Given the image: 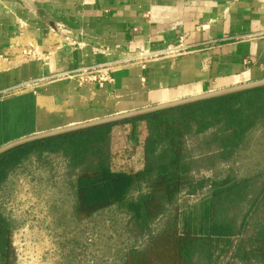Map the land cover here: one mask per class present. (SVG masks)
I'll use <instances>...</instances> for the list:
<instances>
[{
	"label": "crops",
	"instance_id": "1",
	"mask_svg": "<svg viewBox=\"0 0 264 264\" xmlns=\"http://www.w3.org/2000/svg\"><path fill=\"white\" fill-rule=\"evenodd\" d=\"M55 23L63 25L60 32L68 42L53 34L47 37V27ZM263 31L264 0H0V146L30 134L262 80L264 35L222 38ZM17 34L35 41L38 57L7 52ZM179 37L189 45L188 52L144 67L118 64L111 70L112 81L102 86L53 79L33 91L1 94L93 61H118L139 46L164 48ZM214 133L210 128L193 137L192 150L201 155L196 159L221 150ZM252 135H264V123L246 131L230 159L215 158L207 168L229 167ZM256 169L240 177L228 171L237 179L260 175L254 180L259 186L264 163Z\"/></svg>",
	"mask_w": 264,
	"mask_h": 264
},
{
	"label": "trees",
	"instance_id": "2",
	"mask_svg": "<svg viewBox=\"0 0 264 264\" xmlns=\"http://www.w3.org/2000/svg\"><path fill=\"white\" fill-rule=\"evenodd\" d=\"M259 122L264 123V85L25 143L0 154V184L31 154L61 153L69 169L77 171L73 209L78 219L115 205L128 216V231L138 236L166 216L143 248L128 249L122 264H216L227 249L231 263L264 264V181L258 186L254 180L260 175L237 179L227 169L194 180L191 171L200 159H192L187 144L214 128L221 150L201 159L212 165L215 158L230 159L246 131ZM123 123L130 125L131 152L143 134L142 167L136 170L112 168L111 132ZM141 183L146 191L133 196L131 190ZM203 188L197 202H176L183 190ZM13 260L10 227L0 212V264Z\"/></svg>",
	"mask_w": 264,
	"mask_h": 264
},
{
	"label": "rangeland",
	"instance_id": "3",
	"mask_svg": "<svg viewBox=\"0 0 264 264\" xmlns=\"http://www.w3.org/2000/svg\"><path fill=\"white\" fill-rule=\"evenodd\" d=\"M125 124L130 128L129 123H123L112 130L110 143L119 141L116 132L125 130ZM193 141V138L187 141L191 150ZM259 145L263 148L256 150ZM191 156L196 159L201 155L192 150ZM236 156L229 167L221 168H207V162L200 160L198 166L192 168L193 179L212 177L221 169L234 172L239 177L251 174L260 162L264 163V135H252L247 148ZM36 157L31 154L21 162L0 194V211L10 227L14 252L12 264H122L129 248L140 249L146 245L145 232L138 236L130 233L127 217L115 205L78 219L73 209L77 171L70 170L68 166L64 168L61 153ZM139 192L142 190H131L133 196ZM204 192L205 188L195 193L183 190L176 202L189 206L197 202ZM150 227L151 223L147 230ZM231 253V249L225 250L221 255L222 261L216 264H240L237 259L232 263L229 261Z\"/></svg>",
	"mask_w": 264,
	"mask_h": 264
},
{
	"label": "built area",
	"instance_id": "4",
	"mask_svg": "<svg viewBox=\"0 0 264 264\" xmlns=\"http://www.w3.org/2000/svg\"><path fill=\"white\" fill-rule=\"evenodd\" d=\"M63 28V25L60 23H55L54 25H49L47 27L46 35L49 37L53 34V36H59L62 40L68 42L70 39L67 36H63L60 30ZM264 35V31L257 34H250L247 36H234V37H224L222 39L233 38L235 40H242L245 37H256V36ZM70 44H76L75 41L70 42ZM79 43H77L78 45ZM35 41L31 38H25L21 34H17L13 37V39L9 43V52L11 55H19L25 58H35L38 57V52L36 51ZM190 50L189 45L184 42L183 37H179L176 43L167 44L164 48L160 49H149L146 47H136L133 50L127 52V54L120 60L115 62L110 61H101L92 63L84 66H79L77 68L62 71L55 75L43 76L41 78H35L28 82L21 83L15 86L8 87L1 91L2 95H14L17 93L24 92L26 90H35L40 87L43 83L47 81H51L53 79H69L75 80L79 86L89 85L96 83L99 86H102L105 82L112 81L111 70L120 65L118 64H128V63H136L141 67H144L145 64L160 59V58H175L181 54H184ZM143 123V122H142ZM128 124H125V130H117V138L119 141H111L110 143V151L113 154V164L112 168H123L125 165L132 167L133 169L142 167V145H143V134L139 136L138 143L136 145V149L134 152H131V146L128 142L126 136L124 137L125 131H129ZM124 129V128H123ZM112 137V136H111ZM59 153L54 152H45L43 155H55ZM37 156V155H36ZM37 156L36 158H38ZM63 162L62 165L64 168L68 166L67 159L62 157ZM21 162L12 170H10L4 179V181L0 184V194L4 184L7 182V179L10 178V175L16 172L18 166ZM14 179V178H13ZM139 190L142 192L146 191V187L144 184L140 187ZM138 191V190H137ZM1 209V207H0ZM1 212V211H0ZM128 219V216L125 214ZM166 216L161 215L156 218L153 222H151L150 230L148 229L145 232V241H147L149 235L156 233L160 227L162 226ZM126 219V220H127ZM235 263V262H234ZM233 263V264H234ZM242 264V263H240Z\"/></svg>",
	"mask_w": 264,
	"mask_h": 264
},
{
	"label": "water",
	"instance_id": "5",
	"mask_svg": "<svg viewBox=\"0 0 264 264\" xmlns=\"http://www.w3.org/2000/svg\"><path fill=\"white\" fill-rule=\"evenodd\" d=\"M262 85H264V79L253 81V82H248V83L237 85V86L227 87V88H223V89H219V90H214V91L207 92V93L188 96V97H184V98H180V99H176V100H172V101H168V102H163V103H158V104H154V105H150V106H145V107H142L139 109H135V110L127 111V112H122V113H118V114H113V115L98 118L95 120H89V121L80 122V123L69 125V126H63V127H59V128H54V129L38 132L35 134H30L28 136H24V137L12 140L10 142H7V143L1 145L0 146V154L7 151V150H10L12 148L23 145L25 143H29V142L37 140V139H42V138H46V137H50V136H54V135H59V134H63V133L73 131V130L83 129V128H87V127H91V126H95V125L112 123V122H119V121H122L125 119H129L131 117L144 115V114L154 112L157 110H161L164 108H169V107L182 105V104H186V103H190V102H194V101H198V100H202V99H208V98H212V97H216V96H221V95H225V94H229V93H233V92H238V91H242V90H246V89H250V88H254V87H258V86H262Z\"/></svg>",
	"mask_w": 264,
	"mask_h": 264
}]
</instances>
